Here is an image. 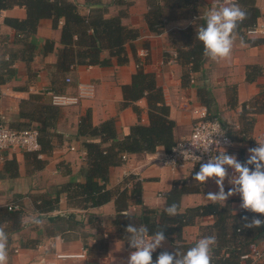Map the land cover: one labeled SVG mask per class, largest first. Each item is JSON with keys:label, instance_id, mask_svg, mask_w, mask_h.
I'll return each instance as SVG.
<instances>
[{"label": "crops", "instance_id": "1", "mask_svg": "<svg viewBox=\"0 0 264 264\" xmlns=\"http://www.w3.org/2000/svg\"><path fill=\"white\" fill-rule=\"evenodd\" d=\"M68 1L75 2L82 15L88 14L90 9L106 7L104 16L108 18L125 10L122 24L138 29L139 36L126 46V64L118 65L113 61L108 67L80 65L60 83L53 84L51 66L61 48L59 40L62 21H59L58 27L54 29L51 19H41L36 33L27 40L35 46L32 61H14L13 76L4 84H0V123L8 127L23 122L18 116L19 103L22 100L37 95L43 103L50 104V94L54 93V90L58 94H75L78 84L93 86L90 98L82 100L77 106L58 108L56 126L51 131L52 151L48 155H39V158L46 161L41 170L32 171L25 162L22 150L12 149L0 154V208L16 203L22 211L17 230H14L15 227L8 221H0V228H3L8 236L7 264H28L45 254L44 252L48 257H53L54 253L59 252L85 253L82 258L63 259L61 264H127L133 251L128 242L114 238L111 221L116 211L113 199L99 207L82 209L70 204L66 194L62 193L56 209L46 214L38 213L35 204L36 200L41 198L54 197L57 189L68 182H84L86 161L82 143L86 139L77 136V127L82 117L89 114L94 126L114 119L118 139L128 134L130 126L136 123L147 124L144 99L135 104L140 110L138 115L131 106L121 107V86L130 83L138 64L145 72L155 75L156 84L162 89L165 103L169 106V116L176 123V141L190 134L191 109L201 105L197 94L200 88L207 90L212 97L210 113L221 121L233 137L231 151L239 162L243 164L249 157L248 149L257 147L256 142L264 139V114L253 115L248 106L245 112L242 111L243 106L250 105L264 86V41L259 44L250 42L264 39V36L233 33L234 43L230 56L217 60L205 56L200 72L191 75L194 82L182 84L183 68L176 59V46H180L179 33L187 28L198 30L200 26L206 25L205 14L216 0H156L162 8L163 16V28L159 34L150 32L144 19L149 8L148 0H129L130 4L126 8L112 0ZM231 3L232 0H220L221 6H229ZM254 3L260 12L256 23H264V0H254ZM194 15L198 18L193 19ZM25 16V9L18 6L0 12V49L5 53V58L12 51L19 49L20 43L14 42L15 31L5 25L3 20L24 19ZM46 39L54 42V49L44 55L42 46ZM143 50L146 51V56L140 55ZM250 66H256L262 71L252 82L246 80L247 67ZM66 78H69L70 82L67 83ZM250 119H253L252 123H246ZM31 126L34 127L35 124L32 123ZM164 154L166 151L161 146L153 153L126 154L121 165L110 168L106 183L109 190L118 189L123 179L130 174L141 181L140 200L136 202L133 198L128 199V213L140 216L144 207L161 210L165 205L164 195L174 181L187 180L189 183L190 179H193L194 171L196 173L194 165L190 164L172 172L161 164ZM13 158L17 163V175L9 177L4 175L2 168L5 160ZM251 167L249 165V168ZM230 178L231 175L228 174L224 180L226 193L232 187ZM215 179L209 178L204 183L196 180L200 191L183 194L178 211L229 201L232 212H240L239 194L230 196L225 202H212L208 199L209 192L219 191ZM34 219L42 222L37 225L33 223ZM212 223V216L196 218L194 224L182 229L184 242H198L201 239L200 227ZM255 245L264 250V234L257 237ZM45 248L48 250L45 251ZM158 249L172 250V243L165 238L156 250ZM261 264H264V258Z\"/></svg>", "mask_w": 264, "mask_h": 264}, {"label": "trees", "instance_id": "2", "mask_svg": "<svg viewBox=\"0 0 264 264\" xmlns=\"http://www.w3.org/2000/svg\"><path fill=\"white\" fill-rule=\"evenodd\" d=\"M86 1L96 2L97 0ZM112 2L124 8L130 4L129 0H112ZM236 2L247 12V18L238 24L234 33L244 36L245 31L256 24L260 12L254 0H236ZM14 6L24 8L26 16L24 19L5 18L3 20L5 25L15 31L14 42L20 43V48L8 54L7 58L0 49V84H4L13 76L14 61L18 59L25 63L32 61L35 46L27 40L29 36L36 33L41 19H51L54 29L58 27L59 21H62L59 40L61 48L56 54L55 63L51 66L53 84L60 83L67 74L80 65L108 67L113 61L118 65L126 64L128 62L126 46L139 36L138 29L122 24V19L126 15L125 10L120 11L116 16L106 18L104 16L106 7L93 8L88 14L82 15L78 5L68 0H0V12ZM148 7L144 16L148 30L159 34L163 28L162 8L156 0H148ZM196 32L194 28H187L179 33L180 46H176V59L183 68L181 76L183 85L190 82L193 73L200 72L205 57L204 46L196 39ZM263 41L264 39H257L250 42L259 44ZM53 49L54 42L46 39L42 46V54L51 53ZM261 72V69L256 66L247 67L246 80L254 81ZM121 91L123 99L121 107L131 106L137 115L140 110L135 104L141 99L145 100L147 124L136 123L130 126L128 134L118 139L114 119H108L94 126L89 114L82 117L77 127V136L86 139L82 143L86 161L85 180L82 183L68 182L57 189L54 197L36 200L35 208L38 213L46 214L54 211L62 193L66 194L70 204L82 209L99 207L113 199L116 211L111 221L114 238L128 242L130 234L125 231V228L129 224L137 227L145 225L149 236L162 230L165 238L172 243V250L158 249L152 252L153 264L162 252L175 253L176 258L182 257L183 253L197 243H185L182 238V229L194 224L196 218L212 216V224L200 227L201 238L206 236L216 238V243L210 246V264H237L240 256L248 252L250 245L255 244L257 237L264 234V226L245 227L247 221L243 217H247L250 221L254 216L257 218H264V216L242 208L240 212L234 214L229 201L224 204L209 203L179 212L181 196L200 191L194 179H190L189 183L187 180L174 181L170 190L164 195V207L159 211L144 207L140 216L127 212L128 199L133 198L136 202L140 200L139 178L130 174L123 179L118 189L106 188L110 168L121 165L124 161L123 155L153 153L159 146L169 152L177 142L174 137L176 123L169 116V106L165 103L162 89L156 84L153 73L145 72L139 66L131 76L130 83L121 86ZM197 94L201 105L210 112L212 97L208 91L200 88ZM246 106L252 110L253 115L264 114V86L252 99L250 105L243 106L242 111L245 112ZM58 115L57 107L43 103L37 95L19 103L18 116L23 122L9 128L36 130L38 151L23 152L25 162L32 171L41 170L46 164L39 155H48L52 151L51 131L56 126ZM211 116L216 117L212 114ZM252 120L246 123H252ZM32 123L35 124L34 127L31 126ZM228 135L233 138L229 133ZM2 172L9 177H15L17 175L16 160L14 158L5 160ZM173 203L177 205V213L168 215L164 209ZM8 206L17 205L15 203L0 208V221H8L15 227L14 230H17L22 211L19 206L8 210ZM106 245L107 243L104 247Z\"/></svg>", "mask_w": 264, "mask_h": 264}, {"label": "clouds", "instance_id": "3", "mask_svg": "<svg viewBox=\"0 0 264 264\" xmlns=\"http://www.w3.org/2000/svg\"><path fill=\"white\" fill-rule=\"evenodd\" d=\"M247 18V12L241 5L232 0L229 6H221L220 0L205 14L206 25L200 26L196 32V39L204 46V55L212 60L226 59L230 56L233 48V33ZM243 44V38H241ZM219 144L218 141H216ZM257 147L248 149L249 157L242 164L235 155H228L222 149L217 155L211 157L206 163L201 164L200 169L192 178L201 183L209 178L215 177L218 192H209L207 197L212 202L226 201L230 196L239 194L241 199L240 207L253 213L264 216V139L256 142ZM249 165L252 167L249 168ZM228 166L233 170L229 183L232 187L226 193L224 191V180L228 175ZM164 211L168 215L177 213L175 203L168 205ZM245 227L264 226V218L252 217L248 221L243 217ZM42 221L34 219L33 223L40 224ZM125 231L129 233L128 243L135 251L131 252L127 264H153L152 252L165 240L163 231H157L148 235V228L145 225L139 227L129 224ZM8 236L3 228H0V264H7ZM216 243L214 236H206L198 240L194 247L189 248L182 257L176 258L175 253L162 252L157 257L155 264H210L211 247Z\"/></svg>", "mask_w": 264, "mask_h": 264}, {"label": "built area", "instance_id": "4", "mask_svg": "<svg viewBox=\"0 0 264 264\" xmlns=\"http://www.w3.org/2000/svg\"><path fill=\"white\" fill-rule=\"evenodd\" d=\"M198 16H193L197 19ZM248 36H264V23H256L245 31ZM141 56H146V51L140 52ZM141 66L140 64L137 67ZM65 81L70 82L69 78ZM193 83L194 80L190 79ZM93 86L91 84H78L75 94H50V104L57 108L77 106L84 99L92 96ZM192 125L190 134L177 141L169 152H166L161 159V164L175 172L188 165H194L196 172L201 164L206 163L211 157L217 155L222 149L228 155H235L231 151L233 140L228 135L226 128L217 117H212L207 108L198 105L191 109ZM219 142V144L216 143ZM12 149L22 151H35L38 149L37 132L34 129L12 130L4 123H0V154ZM236 157V155H235ZM123 159L125 156L123 155ZM237 159V158H236ZM227 173L233 175V170L225 166ZM16 209L17 206H8V210ZM48 248H45L47 251ZM132 251H135L132 248ZM28 264H61L63 259H78L85 256V253H54L53 257H48L44 252ZM264 258V250H260L255 244L249 246L248 252L241 255L237 264H261Z\"/></svg>", "mask_w": 264, "mask_h": 264}]
</instances>
